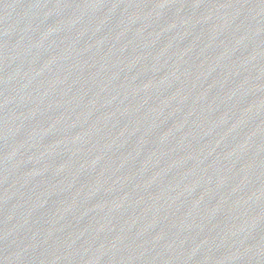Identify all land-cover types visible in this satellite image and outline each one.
Segmentation results:
<instances>
[{
    "label": "water",
    "instance_id": "95a60500",
    "mask_svg": "<svg viewBox=\"0 0 264 264\" xmlns=\"http://www.w3.org/2000/svg\"><path fill=\"white\" fill-rule=\"evenodd\" d=\"M264 166V0H0V264H192Z\"/></svg>",
    "mask_w": 264,
    "mask_h": 264
}]
</instances>
